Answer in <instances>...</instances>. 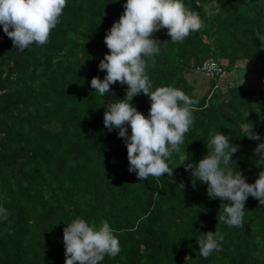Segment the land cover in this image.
<instances>
[{
  "label": "trees",
  "instance_id": "1",
  "mask_svg": "<svg viewBox=\"0 0 264 264\" xmlns=\"http://www.w3.org/2000/svg\"><path fill=\"white\" fill-rule=\"evenodd\" d=\"M125 3L67 0L49 42L23 52L0 26V208L7 212L0 216V264H65L63 229L77 218L97 228L107 221L118 238L120 252L100 264H264V205L249 197L242 227L219 223L225 202L209 199L206 184L193 187L179 154L166 161L173 182L167 174L140 181L129 172L119 130L105 128L106 105L123 100L127 86L117 82L102 97L91 80L106 75L98 67L109 54L104 38ZM183 3L204 26L182 43L171 42L167 29L154 33L162 46L155 63L148 61L152 90L175 87L194 102L180 146L189 157L184 163H198L209 138L221 133L238 146L227 167L255 183L264 170L254 156L264 143V89L234 85L224 92L215 88L217 76L197 97L185 75L209 59L222 73L263 59L264 0ZM131 104L148 117L149 97L140 94ZM245 123L260 140L246 136ZM215 231L224 237L222 250L205 259L196 241Z\"/></svg>",
  "mask_w": 264,
  "mask_h": 264
},
{
  "label": "clouds",
  "instance_id": "2",
  "mask_svg": "<svg viewBox=\"0 0 264 264\" xmlns=\"http://www.w3.org/2000/svg\"><path fill=\"white\" fill-rule=\"evenodd\" d=\"M66 4L67 0H0V26L17 52L33 44L43 46L60 23ZM210 7L205 11L212 14ZM123 8L119 21L113 23L104 38L109 54L98 67L106 75L102 81L99 77L91 80V87L102 97L110 94V86L117 82L127 86L123 100L106 105L105 128L119 130L118 137L127 147L129 172H134L138 180L145 181L150 176L159 179L167 174L173 182V170L166 161L177 153L181 165L191 173L193 187L196 181L206 184L209 199L225 202L218 222L230 228L242 227L247 199L252 197L264 205V170L259 172L255 183L249 184L241 172L229 169L227 166L238 146L230 144L229 137L221 133L209 138L208 154L198 163H184L189 157L181 153L180 146L193 124L194 102L175 87L164 86L153 91L147 75L148 61L155 63L152 58L162 46L152 38L154 33L167 29L171 42L182 43L191 33L202 29L203 20L183 0H126ZM215 10L219 12V6ZM140 94L151 101L147 118L131 104ZM245 115L248 117L249 113ZM241 127L247 130L250 140H260L253 126L245 123ZM254 156L257 165H264V143L257 145ZM179 187L183 189V183ZM0 216L7 218L5 209L0 208ZM223 239L216 231L202 234L196 241L200 255L207 259L214 251H221ZM63 244L65 264H100L105 256L114 257L121 250L107 221H101L97 228L81 218L64 227Z\"/></svg>",
  "mask_w": 264,
  "mask_h": 264
},
{
  "label": "crops",
  "instance_id": "3",
  "mask_svg": "<svg viewBox=\"0 0 264 264\" xmlns=\"http://www.w3.org/2000/svg\"><path fill=\"white\" fill-rule=\"evenodd\" d=\"M241 64H244L245 67H242L243 65ZM240 69L244 70L245 73H243L244 75L243 78L240 80L239 87L253 91H259L261 89H264V57L263 59L253 63H236V65L231 71L224 72L222 73V75L218 76L215 82V88L225 92L231 86H238V81L235 78V75H233V71ZM185 79L188 84L192 87L193 94H195L197 97H202L210 88L211 81L214 80L206 74L196 72L186 74Z\"/></svg>",
  "mask_w": 264,
  "mask_h": 264
},
{
  "label": "built area",
  "instance_id": "4",
  "mask_svg": "<svg viewBox=\"0 0 264 264\" xmlns=\"http://www.w3.org/2000/svg\"><path fill=\"white\" fill-rule=\"evenodd\" d=\"M195 72L206 74L211 79H215L217 76H219L222 73L220 67L212 59H209L204 63H202L200 66H198L195 69Z\"/></svg>",
  "mask_w": 264,
  "mask_h": 264
},
{
  "label": "rangeland",
  "instance_id": "5",
  "mask_svg": "<svg viewBox=\"0 0 264 264\" xmlns=\"http://www.w3.org/2000/svg\"><path fill=\"white\" fill-rule=\"evenodd\" d=\"M243 63V62H242ZM241 65H243L242 67H245L244 66V64H241ZM242 69H245V68H242ZM243 73H245V71L244 70H234L233 71V75H235V78L237 79V85L239 86V83H240V80L243 78ZM249 73V72H248ZM223 77H224V75H223Z\"/></svg>",
  "mask_w": 264,
  "mask_h": 264
}]
</instances>
